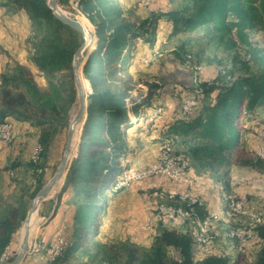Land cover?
Wrapping results in <instances>:
<instances>
[{"label": "trees", "instance_id": "16d2710c", "mask_svg": "<svg viewBox=\"0 0 264 264\" xmlns=\"http://www.w3.org/2000/svg\"><path fill=\"white\" fill-rule=\"evenodd\" d=\"M11 1L23 8L30 19L27 47L31 65L10 61L1 73L0 123L7 119L28 121L39 128L38 158L29 160L39 176L34 191L37 194L48 180L44 179V172L55 137L60 130L67 131L70 123V109L77 97L72 62L86 35L57 18L47 0ZM180 1L156 18L135 22L128 18L120 0H79L78 8L84 14L80 15L94 25L98 37L81 71L92 92L88 94L87 117L80 126L77 153L71 157L64 184L59 188L55 211L46 221L47 224L56 216L63 195L68 193L69 239L66 237L62 252L47 264H63L98 244L108 198L121 189L115 187L130 168L126 166V129L142 127L141 108L150 105L149 98L154 94L149 92L144 100L134 98L130 88L119 86V74L128 72V59L136 43H155L156 21L160 17L172 26L171 36L203 30L209 42L227 51L241 52L233 54V68L212 81L197 82L191 92L202 99L194 111L180 109L165 116L157 108L145 119L148 126L159 127L167 138L181 139L198 171L228 168L239 161L252 163L241 156L240 119L243 114L264 110V46L252 42L249 36L258 26L264 27V0ZM64 70L71 71L68 84L58 75ZM35 74L43 76L44 87L37 83ZM165 200L163 204L171 203ZM182 206L191 213L188 224L203 216L198 215L195 203L186 201ZM199 211L202 212L200 207ZM27 212L19 205L0 218V253L17 240ZM255 234L262 240L257 264H264V220L255 226ZM210 241L211 238L198 245ZM196 244L190 230L163 227L144 255L136 247L128 248L127 264H228L222 256L215 255L197 260ZM168 250L172 253L169 258Z\"/></svg>", "mask_w": 264, "mask_h": 264}, {"label": "rangeland", "instance_id": "374dc122", "mask_svg": "<svg viewBox=\"0 0 264 264\" xmlns=\"http://www.w3.org/2000/svg\"><path fill=\"white\" fill-rule=\"evenodd\" d=\"M78 2L79 0H63L59 4L66 11L83 18L80 15L83 13L78 8ZM120 3L130 20L142 22L146 19L156 18L158 13L180 4L181 1L120 0ZM91 27L95 28L94 25ZM171 28L172 26L163 17H160L156 21L155 43L152 46L142 42L136 43L132 48L133 53L128 59V72L119 74V86L130 88L134 98L140 97L141 100H144L149 92L154 93L149 98L150 105L141 108L142 127L136 125L126 129L127 133L124 137L126 166L130 167L127 169L140 170L155 162L165 149L162 148L164 145H169L172 155L176 157L187 154V148L181 139L162 136L159 127L148 126L145 119L152 116L157 108V112L165 116H169L172 111H180V109L185 112V105L192 102H187V96L188 99H202L199 94L195 95V92H191L197 82L212 81L218 75L225 73L227 69L233 68L235 66L233 65V54L241 52L240 49L227 51L223 46L209 42L203 30L171 36ZM83 33L88 40L89 35ZM249 36L252 42L264 46L263 26H258L250 31ZM10 63L14 64V61ZM80 68L83 72L82 67ZM58 75L60 80L66 81L67 84L72 80L71 71L64 70ZM82 76L86 81L84 73ZM35 80L41 87L46 84L42 75L35 74ZM73 81L76 87L75 80ZM88 91L87 96L92 92V89L89 88ZM196 101L199 102V100ZM74 105L78 106V101H75ZM129 105L131 104L129 103ZM72 108L70 109V120ZM240 120L243 147L241 156L243 160H252V163L239 161L232 163L228 168L198 171L191 159L192 156L186 155L191 159L189 171L195 186V188H188V191L191 198L195 200V204L198 205L197 212L201 213L199 207L202 209V213H208L211 209L210 206H217L214 226L210 230L211 241L204 245L196 244L195 258L197 260L215 255L222 256L228 264L258 263V252L262 246V240L255 234L257 223L254 219L259 216L260 212H264V110L258 109L255 112L243 114ZM66 132V130H60L55 137L49 163L44 172L45 180H49L61 161ZM16 139V125H14V136L10 141L0 138V144H2L0 145V218L11 207L19 205L29 211L36 195L34 191L39 176L29 165L35 145L26 161L12 157L11 149L2 152L5 147H14L17 144ZM153 177L139 182L130 181L131 185L126 182L121 187H115L121 189L108 198V208L97 236L98 244L90 252L81 253L78 257L63 264H127L128 248L136 247L139 254L144 255L151 249L160 228H179L187 231L184 225L175 221L178 218H166L165 221H162L158 216L157 210H159L160 204L168 197L155 194L157 191L155 189L171 187L173 182L171 183V180L165 175ZM64 180L61 187L59 186L60 190ZM164 181L170 182V186L163 185ZM60 190L58 189L59 192ZM58 191L40 206L37 233L33 239L31 250L22 264H34L32 261L34 258H38L37 255L43 256L44 264L49 261L44 257L45 254L34 250L35 244H37L36 246H51L53 240L59 235L65 238L63 242L67 244L66 237H69L67 223L71 214L70 207L67 205L71 197L68 193L63 195L61 205L56 210L57 219L44 228L46 220L51 216L52 211H55ZM234 196L245 200L244 213H236L231 209L229 199ZM186 204L188 205V203ZM261 217H263V222L264 215ZM44 221L45 223L41 225ZM146 224L149 226L148 228L145 226ZM236 229L246 231L247 241L241 242L239 239L228 236V231ZM16 242L17 240L9 249V254L13 258L18 252ZM171 256L172 253L168 250L167 257ZM9 260L4 264L10 263L11 260Z\"/></svg>", "mask_w": 264, "mask_h": 264}, {"label": "bare ground", "instance_id": "6f19581e", "mask_svg": "<svg viewBox=\"0 0 264 264\" xmlns=\"http://www.w3.org/2000/svg\"><path fill=\"white\" fill-rule=\"evenodd\" d=\"M48 1H51V0H48ZM148 1L149 0H147V2ZM57 10H58V12L62 13L63 15L68 16L72 19H75L77 22H79L84 28L83 32H85L87 35H89L88 40L90 39V37H91L90 32L93 31L94 29L90 26V24L84 18H82L81 16H79L77 14H73V13L66 11L61 6ZM79 73H80L81 87H82L83 91L86 92V94H87V91L90 88L89 82L87 80L84 81V78H83L82 73H81V68L79 70ZM85 82H86V84H85ZM197 105H198L197 101L196 102L195 101L189 102L187 104V106L185 105L184 110H193ZM77 107L78 106L74 105L72 110H71V120L74 118V116L77 112ZM4 125H12V121L7 119L4 122L0 123V138H2L5 141H10L14 136V132L7 136V134L4 130ZM80 126L81 125H78L75 129V134H74L75 138H74V145H73L71 155H70L71 157L74 155V153L76 151V147H77L78 142H79ZM36 150H37V146L35 147L34 151L31 154V159L36 160L38 158L39 148H38V153H36ZM71 157H70V159H71ZM181 158H185L186 161L181 160ZM169 161H170V163H177V168L179 170H181V175H190V171H189L190 170V164H191L190 157L189 156L176 157V156L172 155L170 147L165 148L163 150V152H161L159 154L158 159L154 162V164H166ZM134 172H135V170H133V169H126L122 178L120 179V181L116 185V188L123 186L124 184H126V182L129 183V181H126L128 178H130V181L139 182V181L143 180V178L161 175V169H153V171H143V177L133 176ZM64 175H65V173H63L58 178V180H56V182H54L52 184L50 190L48 191L46 197L43 200H39L38 198L34 199L33 203L35 204V209L30 213V215H29L30 217L27 221L28 223L24 222L23 225L21 226V228L19 229L18 238H17V242H16V249L18 252L21 249L23 240H24L27 233H29V245H30V250H31L33 239L35 238L36 233H37V225L39 222L40 206L46 199L52 197L58 191L59 186L61 185V182L64 178ZM188 183L193 185V182L191 180V176H188ZM155 194L162 195V196L166 195L169 198V199L168 198L167 199L171 201V203H164V204L161 203L159 210L170 211L171 214H173L174 216H176L178 218V221H180L182 223V221L186 220V223H187V221L189 220V218L191 216V213L188 209H186L184 206H182V202L189 201L190 203H195V200L191 198L189 191H188V195H185V196H183V193L180 191L170 190V189H167V190L162 189V194H160V191L157 190V191H155ZM178 201L181 204H177ZM229 201H230L229 202L230 207L234 212H236V213H244L245 212V200L244 199H240V198L234 196V197H230ZM263 215H264V212H260L259 216L254 219L257 224L262 223L263 217H261V216H263ZM215 218H216L215 215L211 216V213L208 212V213H206V215L203 218L199 219L197 221V223L191 222L189 224L190 233L193 235L197 244L206 243L209 241L210 238H212V236H211L212 234H211L210 230H211V227L214 226ZM228 235H229V237L239 239L241 242L247 241L246 240V231L244 229H236V230L228 231ZM36 245L37 244H35V246H34V250L36 252L43 253V254H45V256H47V253H49V248H51V246L45 247V246H39V245L36 246ZM65 245H66V243H64L62 241L59 245L58 251H54L51 254H49L48 258H46V259L47 260H53L55 257H57L62 252ZM3 255H4V252H1L0 258ZM24 260H26V259H24Z\"/></svg>", "mask_w": 264, "mask_h": 264}, {"label": "crops", "instance_id": "0c3cea01", "mask_svg": "<svg viewBox=\"0 0 264 264\" xmlns=\"http://www.w3.org/2000/svg\"><path fill=\"white\" fill-rule=\"evenodd\" d=\"M29 31L30 19L26 11L23 8H17L11 0H0V77L1 73L10 61H17L21 64L31 65V53L29 48L27 47V37ZM12 122H14L17 127V144L14 147H5L4 149H2V152H6L7 149H11L10 152L12 151V157H17L18 160L21 159L23 161H26L29 159V155L33 146L35 145V149L38 144L37 139L39 136V128L32 125L28 121ZM171 183L164 181L163 185L170 186L169 184ZM172 185L174 184L172 183ZM210 208L213 210H217V206H210ZM205 213L206 212H198L199 216H202L204 214L202 217H199L198 220L203 218L206 215ZM56 217L57 215L47 224H45L44 228H47L54 220H56ZM175 221L182 224L178 220ZM197 221L193 223H197ZM37 257L38 258L33 259L32 263L44 264L45 261L43 260V256L37 255Z\"/></svg>", "mask_w": 264, "mask_h": 264}, {"label": "water", "instance_id": "95a60500", "mask_svg": "<svg viewBox=\"0 0 264 264\" xmlns=\"http://www.w3.org/2000/svg\"><path fill=\"white\" fill-rule=\"evenodd\" d=\"M47 4L49 8L52 10V13L59 18L62 22L68 24L69 26L79 30L80 32L84 31L83 26L77 22L75 19H72L68 16L63 15L62 13L58 12V8L60 7L59 0H47ZM90 39L87 40L86 36H84V42L82 45L77 49V51L74 54V59L72 62V67H73V76L74 80L76 83V90H77V97L76 101H78V107H77V112L74 116V118L70 121L67 132H66V139H65V144H64V149H63V155L61 158V161L59 165L57 166L56 171L54 174L49 178V180L44 184V186L37 192L35 195L34 199L38 198L39 200H43L48 191L50 190L52 184L58 180V178L65 173V176L67 174L68 168L70 166V163L72 161V158L70 159L71 151L74 145V138H75V129L78 125H81L83 127V124L85 122V119L87 117V103H88V96L86 92L83 91L81 84H80V67H82L87 61L88 57L90 56V53L92 52V49L94 45L96 44V41L98 40V37L95 33V28L93 31L90 32ZM89 87L90 83H89ZM80 143V140L78 144ZM78 145L75 151L74 156L77 153ZM64 176V177H65ZM65 179V178H64ZM35 209V204L33 203L30 210L27 213L25 223H28L29 215L30 213ZM53 213V211H52ZM51 213V215H52ZM47 221V220H46ZM45 221L42 224H44ZM40 225V227H41ZM30 251V245H29V233L26 234L21 249L19 252H17L16 256L14 259L8 263V264H22L26 256L28 255Z\"/></svg>", "mask_w": 264, "mask_h": 264}, {"label": "built area", "instance_id": "2783aa9c", "mask_svg": "<svg viewBox=\"0 0 264 264\" xmlns=\"http://www.w3.org/2000/svg\"><path fill=\"white\" fill-rule=\"evenodd\" d=\"M199 100L198 98L195 99H188L187 96V101H196ZM14 122H12V125H4V130L7 134H12L14 132ZM170 147L169 145H164L162 148ZM38 148L39 144H37V150L36 153H38ZM181 160L186 161L185 158H181ZM153 169H161V175L167 176L171 182H173V186L171 187H157L155 190H159L160 194H162V189H170V190H176L180 191L183 193V196L188 195V188H195L194 185L188 183V176L190 175H181V170L177 168V163H170V161L166 164H154L152 162L148 166L143 167L140 170H135L133 176H139L143 177V171H153ZM148 178H143V181ZM126 181H129L130 184V178H128ZM131 185V184H130ZM157 210V207H156ZM211 216L216 215V210L209 209ZM158 216H160L162 221H165L166 218H177L173 214L170 213V211H161L157 210ZM182 225H184L187 228V231L189 232V226L185 221H182ZM147 228L149 227L147 224L145 225ZM65 238L62 237V235L57 236L55 240L51 243V248H49V253H47V256H44L45 258H48L49 254H51L54 251H58L60 243L64 240ZM9 249L10 246L6 248L4 251V255L0 258V264H4L9 260L10 254H9Z\"/></svg>", "mask_w": 264, "mask_h": 264}]
</instances>
